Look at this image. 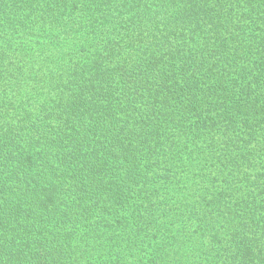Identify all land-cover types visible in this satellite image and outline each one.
Masks as SVG:
<instances>
[{
  "label": "trees",
  "instance_id": "obj_1",
  "mask_svg": "<svg viewBox=\"0 0 264 264\" xmlns=\"http://www.w3.org/2000/svg\"><path fill=\"white\" fill-rule=\"evenodd\" d=\"M0 264H264V0H0Z\"/></svg>",
  "mask_w": 264,
  "mask_h": 264
}]
</instances>
